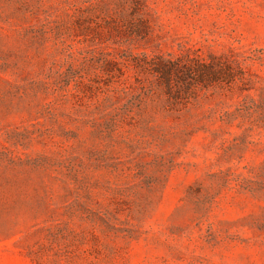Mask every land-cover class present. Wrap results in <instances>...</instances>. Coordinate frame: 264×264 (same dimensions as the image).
Wrapping results in <instances>:
<instances>
[{
	"label": "rangeland",
	"instance_id": "obj_1",
	"mask_svg": "<svg viewBox=\"0 0 264 264\" xmlns=\"http://www.w3.org/2000/svg\"><path fill=\"white\" fill-rule=\"evenodd\" d=\"M0 264H264V0H0Z\"/></svg>",
	"mask_w": 264,
	"mask_h": 264
},
{
	"label": "trees",
	"instance_id": "obj_2",
	"mask_svg": "<svg viewBox=\"0 0 264 264\" xmlns=\"http://www.w3.org/2000/svg\"><path fill=\"white\" fill-rule=\"evenodd\" d=\"M148 64V63H147ZM151 70L159 75L161 80L170 81L171 74L178 71V67L176 68V63L172 61H158L149 63Z\"/></svg>",
	"mask_w": 264,
	"mask_h": 264
}]
</instances>
